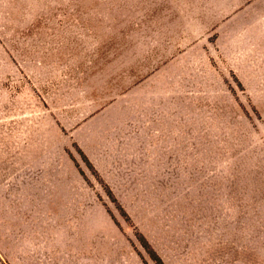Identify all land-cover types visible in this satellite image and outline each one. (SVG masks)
<instances>
[{
  "label": "rangeland",
  "instance_id": "rangeland-1",
  "mask_svg": "<svg viewBox=\"0 0 264 264\" xmlns=\"http://www.w3.org/2000/svg\"><path fill=\"white\" fill-rule=\"evenodd\" d=\"M41 174L71 215L28 206ZM80 225L264 264V0H0V264Z\"/></svg>",
  "mask_w": 264,
  "mask_h": 264
},
{
  "label": "crops",
  "instance_id": "crops-1",
  "mask_svg": "<svg viewBox=\"0 0 264 264\" xmlns=\"http://www.w3.org/2000/svg\"><path fill=\"white\" fill-rule=\"evenodd\" d=\"M35 170H37L36 166ZM42 176L41 174L35 180L28 182L32 187L29 193L35 195L34 202L30 203L32 206H28L32 207L37 214L41 213V215L39 214L40 217L44 213L47 215L48 211L53 213V216L71 215L73 210L70 202L67 200L66 208L63 203L59 205L58 202H55L56 197L59 196L54 193L56 188L54 186L51 188L43 187L40 184L42 183ZM24 205L27 204L24 203ZM69 229L74 231V236L70 241L50 244V247L52 246L56 251L50 254L48 264H144L135 249L125 241L122 233L116 228L95 227L91 233L90 228L84 225L74 229L70 226ZM229 259L231 256L225 258L224 262Z\"/></svg>",
  "mask_w": 264,
  "mask_h": 264
},
{
  "label": "trees",
  "instance_id": "trees-1",
  "mask_svg": "<svg viewBox=\"0 0 264 264\" xmlns=\"http://www.w3.org/2000/svg\"><path fill=\"white\" fill-rule=\"evenodd\" d=\"M141 246L150 253L151 259L155 264H162L161 259L156 255H154L153 253H151V250H149V246L145 240L141 241Z\"/></svg>",
  "mask_w": 264,
  "mask_h": 264
}]
</instances>
